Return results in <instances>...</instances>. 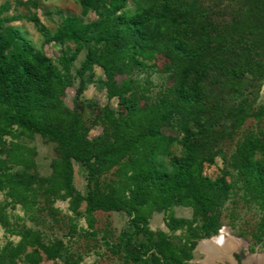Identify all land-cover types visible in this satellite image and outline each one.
Instances as JSON below:
<instances>
[{"label": "trees", "instance_id": "1", "mask_svg": "<svg viewBox=\"0 0 264 264\" xmlns=\"http://www.w3.org/2000/svg\"><path fill=\"white\" fill-rule=\"evenodd\" d=\"M78 1L95 9L99 18L83 22L79 16L65 15L52 34L35 14L0 16V136L16 125L54 141L59 155L53 168L60 186L72 196L73 208L85 202L89 213L123 210L131 216L157 197L163 207L192 206L203 221V236L215 234L220 202L215 192H227L230 184L223 176L212 179L202 174V161L211 159L200 151L201 140L210 136L209 120L241 123L250 115L248 101L228 106L226 96L241 95L250 76L264 77V0H225L226 6L218 5L223 0H214L213 7L202 0H154L135 11L121 9L126 0H118L114 8H108L106 0ZM21 18L32 21L47 41L75 43L71 54L62 57L63 63L75 60L87 44L81 71L93 63L101 66L109 93L117 96L121 110L119 116L107 107L103 111L114 131L110 137H88L81 110H68L59 97L68 84L66 75L17 27L4 26ZM96 44L100 45L97 49ZM157 53L170 60L175 79L171 98L164 99L168 108L150 112L140 106L129 83L117 85L114 75L121 63L142 66ZM172 107L194 117L198 129L184 123L178 140L182 155L165 161L176 138L162 132L159 119L169 117ZM202 114L206 124L199 121ZM236 157L240 170L264 193V137L245 139L237 146ZM124 158L128 169L122 193L115 188L99 189L101 172ZM74 162L86 172L84 195L72 192ZM11 178L0 175V186L3 182L9 185ZM16 182L26 186L23 179L16 178ZM141 222L145 219L140 214L131 219L136 229ZM33 244L29 251L22 241L5 245L0 250V264H19V259L36 263L42 253L48 258L61 255L60 242L46 244L35 237Z\"/></svg>", "mask_w": 264, "mask_h": 264}, {"label": "rangeland", "instance_id": "2", "mask_svg": "<svg viewBox=\"0 0 264 264\" xmlns=\"http://www.w3.org/2000/svg\"><path fill=\"white\" fill-rule=\"evenodd\" d=\"M202 1L213 7L214 0ZM106 2L108 8H114L118 0ZM152 3L155 1L126 0L121 9L135 11L140 5ZM227 3L223 0L218 5L226 6ZM13 14L37 15L49 34L57 29L65 15L79 16L83 22L99 18L95 9L83 7L78 0H0V16ZM4 26L17 27L35 49L45 53L66 75L68 84L59 97L68 110L75 107L81 110L88 137H110L114 131L103 111L107 107L119 116L121 110L117 96L109 93L107 77L101 66L93 63L81 71L87 44H83L75 60L63 63L62 57L74 50V42L47 41L46 35L25 18L5 22ZM99 46L93 47L97 49ZM144 62L142 66L121 63V69L115 72V81L117 85L129 83L145 111H164L168 108L164 99L172 96L174 68L162 53ZM244 83L241 95H227L226 104L233 105L245 99L251 106L250 115L241 123L219 118L213 123L209 120L210 136L206 141L201 140L200 151L211 159L202 161V174L212 179L223 176L230 184L227 192H215L220 200L216 211L219 227L213 235L223 227L228 228L231 235L243 242L236 249L242 264H256L246 258L248 254H264V193L240 170L236 150L250 136L264 137V77L250 76ZM169 112V117L159 119L162 132L176 138L169 147L170 155L164 157L165 161L172 155H182L178 140L184 133L183 124L193 130L197 128L194 117L175 111L173 107ZM209 114L206 113L205 117ZM199 121L206 124L207 119L202 114ZM58 155L56 143L38 133L13 125L8 133L1 134L0 175L13 178L9 185L3 182L0 186V250L7 244L16 245L22 241L29 251L35 247L33 238L38 237L46 244L60 242L61 255L48 258L42 253L41 260L36 263L19 259V264H200L204 253L196 244L213 235L203 236V221L194 214L192 206L172 204L163 207L160 200L153 197L131 216L123 210L97 209L89 213L85 210V202L73 208L72 196L60 186L53 168ZM126 160L124 158L101 172L99 189L115 188L122 193L128 169L124 164ZM16 178L23 179L26 186L17 183ZM72 185L73 193L86 194V172L78 162L73 163ZM137 214L145 219L139 229L131 223ZM192 242L195 244L190 249ZM231 263H235L234 259ZM217 264H230V261Z\"/></svg>", "mask_w": 264, "mask_h": 264}, {"label": "bare ground", "instance_id": "3", "mask_svg": "<svg viewBox=\"0 0 264 264\" xmlns=\"http://www.w3.org/2000/svg\"><path fill=\"white\" fill-rule=\"evenodd\" d=\"M239 238L231 235L228 228L223 227L218 234L202 239L197 244V249L204 253L200 264H217L219 261H232L231 253L242 245ZM246 261H255L260 264L264 261V254H248Z\"/></svg>", "mask_w": 264, "mask_h": 264}, {"label": "flooded vegetation", "instance_id": "4", "mask_svg": "<svg viewBox=\"0 0 264 264\" xmlns=\"http://www.w3.org/2000/svg\"><path fill=\"white\" fill-rule=\"evenodd\" d=\"M231 256H232V259H234L235 263H231L230 261V264H242V261H241V256H240V253L236 250H233V252L231 253ZM229 261V260H227ZM264 264V262H263Z\"/></svg>", "mask_w": 264, "mask_h": 264}, {"label": "water", "instance_id": "5", "mask_svg": "<svg viewBox=\"0 0 264 264\" xmlns=\"http://www.w3.org/2000/svg\"><path fill=\"white\" fill-rule=\"evenodd\" d=\"M197 245V244H196ZM195 249H196V247H195ZM260 264H263V262L262 263H260Z\"/></svg>", "mask_w": 264, "mask_h": 264}]
</instances>
